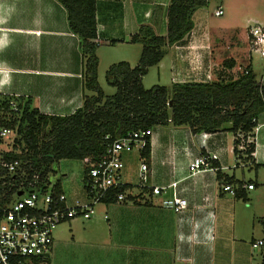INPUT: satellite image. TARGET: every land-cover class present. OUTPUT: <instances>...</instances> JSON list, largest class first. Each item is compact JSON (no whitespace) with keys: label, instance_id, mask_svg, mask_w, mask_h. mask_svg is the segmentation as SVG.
<instances>
[{"label":"crops","instance_id":"crops-1","mask_svg":"<svg viewBox=\"0 0 264 264\" xmlns=\"http://www.w3.org/2000/svg\"><path fill=\"white\" fill-rule=\"evenodd\" d=\"M169 2L96 0L94 42L98 69L102 64L108 68L117 58L134 67L142 48L131 42V37L143 24L149 25L155 35L164 36ZM208 2L193 13L191 31L181 42L170 46L156 65L159 80L166 68L170 71L169 84L203 82L206 73L214 79L215 73L207 72L211 71L209 55L216 52L214 34L222 35L219 30L212 32L208 28L204 9ZM238 10L246 23L244 34L232 33L228 39L247 42L248 20L264 24V2L239 0ZM0 28L3 97L31 99L32 106L45 115H70L81 107L86 92L80 40L69 29L66 10L58 0H0ZM228 57L236 66L234 53ZM255 124L250 136L254 144L250 160L233 153L235 135L227 130L207 132L205 138L207 149L218 154L222 174L241 184H254L251 190L242 189L246 195L255 190V183L243 174L238 177L234 169H253L257 173V168L264 166V111ZM151 130L149 163L136 154L140 160L138 174L142 163L147 167L146 183L129 191L136 198L98 203L101 210L89 220H72L69 246L53 247L42 264H259L256 258L261 256L251 253L250 242L264 238V230L263 236L254 237L256 230L252 226V237L244 235L245 229L239 226L235 215V208L242 203L222 192L216 170L189 172L190 160L203 150L201 133L171 123ZM133 153L122 155L126 168L121 171L123 183L132 182L127 164ZM78 176L82 179L83 175ZM173 181L177 182L178 194L187 200V208L179 214L170 207L171 188L165 193H152V187ZM60 189L69 202L79 198L78 191L63 186ZM80 192L83 194V182Z\"/></svg>","mask_w":264,"mask_h":264},{"label":"trees","instance_id":"trees-1","mask_svg":"<svg viewBox=\"0 0 264 264\" xmlns=\"http://www.w3.org/2000/svg\"><path fill=\"white\" fill-rule=\"evenodd\" d=\"M58 1L66 10L69 29L80 40L86 93L81 107L65 116L42 114L28 98L4 96L3 103L9 112L7 125L16 133L15 143L20 148V153L12 154L14 157L29 160L47 174L53 172L52 166L59 160L88 159L94 162L105 156L108 142L133 131L171 123L176 127L188 126L193 133L227 130L235 135L233 153L244 160L252 158L254 144L245 140L251 135L257 116L264 111V82H258L250 63L236 77L222 76L209 82L155 84L150 88H145L142 83L148 69L156 66L170 46L181 42L191 31L193 13L208 0H170L164 36L155 35L149 25H141L130 39L141 45L138 63L130 67L126 61H119L105 72L107 84L115 88L110 96L103 92L97 81L96 0ZM224 64L232 69L235 61L230 59ZM9 100L15 102L17 110L7 108ZM238 133L243 134V150L237 148L241 143L236 137ZM139 157L149 163V138ZM211 165L216 167L220 184L237 186L235 197L244 196L241 182L222 174L217 161H212ZM132 187L122 184L110 191L103 202H117L119 193L124 194V200L136 198L129 193ZM47 259L37 258L34 264H42Z\"/></svg>","mask_w":264,"mask_h":264},{"label":"built area","instance_id":"built-area-1","mask_svg":"<svg viewBox=\"0 0 264 264\" xmlns=\"http://www.w3.org/2000/svg\"><path fill=\"white\" fill-rule=\"evenodd\" d=\"M213 13L221 16L223 8L218 6ZM252 54H258L264 59V24L255 19H249L247 25V55L250 60ZM3 71L0 65V74ZM211 80V74L206 73L203 82ZM258 82H264V69ZM2 95L0 92V264H34L37 258L49 257L53 231L60 223L90 219L95 213L96 205L103 202L110 191L124 184L121 180L124 167L122 155L133 151L139 153L146 139L152 135V130L133 131L108 142L105 156L97 161L81 160L84 164V197L69 202L60 186L59 189L57 187L59 181H51V172L44 174L41 168L34 166L29 160L12 155L20 153V148L15 143L16 133L7 125L9 112L6 111ZM7 105L10 110H17L13 100H9ZM200 133L203 150L190 160L188 168L191 174L206 168L216 170L211 162L219 159L216 152L205 146L208 133ZM250 136L246 137L247 143L253 142ZM236 137L241 141L237 148L243 150V134L238 133ZM138 177L140 184L144 185L147 181V167L144 163ZM220 187L222 192L235 196L237 186L221 183ZM167 188H171V209L178 214L183 212L187 208V200L178 194L176 181L162 187L154 186L152 193H165ZM241 188L251 190L254 184H241ZM124 197V194L119 193L116 201L122 202ZM250 248L261 256L264 264V238L253 240Z\"/></svg>","mask_w":264,"mask_h":264},{"label":"rangeland","instance_id":"rangeland-1","mask_svg":"<svg viewBox=\"0 0 264 264\" xmlns=\"http://www.w3.org/2000/svg\"><path fill=\"white\" fill-rule=\"evenodd\" d=\"M208 5L204 8L207 9V25L208 28L214 32L218 31L222 36H217L216 34H212L213 40H216V52L214 54L209 55V59L212 60L211 62V72L215 73L214 79L218 77H236L238 74H240L245 66L250 63L252 71L254 75L256 76V79L258 80L261 75L263 74L264 69V59L261 58L258 54H252V59L250 61L248 55H247V42L244 40L241 41V39L234 38L233 41L229 40L228 38L232 36V33H235L236 35L241 36L244 34V27L246 26V23L243 18V13H239L238 6H239V0H208ZM248 1V0H247ZM250 2H264V0H249ZM221 5L223 8V14L221 16H215L213 11L217 6ZM214 46V45H213ZM211 48V47H210ZM212 52V50H211ZM107 53V52H106ZM234 55L237 57V63L236 66L233 69H229L224 64V61L230 60L228 57L229 55ZM140 56V55H139ZM112 58V57H111ZM112 59H116V57H113ZM117 60H113L114 63L119 62ZM232 59V58H231ZM137 63L138 61L135 60ZM133 62V63H136ZM205 62H208V59H205ZM136 63V64H137ZM189 71L191 69L189 66L187 67ZM107 66H104V64L99 66L98 69V84L102 88L105 94L111 95L115 92V88L107 84L105 79V72L107 70ZM158 70L157 67L152 66L148 69V72L144 77L142 78V83L145 88H150L151 86L157 84V85H168L170 83L169 80V74L170 72L168 68L165 70H162L161 72V78L159 80L158 78ZM133 157L132 160L127 164V168L130 172V178L129 181H132L129 183L131 186L136 188L137 186H141L140 179L138 177V167L140 164V160L137 157L136 151H133ZM233 168V166H232ZM53 172H51V181H59V184L62 188L66 187V189L71 191H75V193L78 191L79 195L78 197L80 199H83V194L80 192L81 189V183L82 179L78 174L81 176L83 175L84 170V164L79 159H62L53 164L52 166ZM126 170V168H123ZM122 169V170H123ZM236 170V175L238 177H241L243 174L247 179H251L255 183V190L247 192V195L244 193L243 197H235L236 200H239L240 203L235 208V215L237 217V222L239 226H243L245 229L244 235L252 237V234L250 233V230L252 226L255 227V233L254 237L263 236V230H264V166H259L257 168V173L253 169H248L242 171L240 168L234 169ZM69 187V188H68ZM132 187V188H133ZM228 194V193H227ZM229 195V194H228ZM231 196V195H229ZM244 205H248L245 207ZM102 205L97 204L95 207V213L98 212V210H101ZM94 213V214H95ZM89 220V219H88ZM70 221H66L63 223H60L53 231V247L56 246H62L68 247L69 243L68 240L71 238V232L69 230V223ZM79 221V220H78ZM87 221V220H85ZM81 222V221H79ZM83 222V221H82ZM82 230V229H80ZM83 232V231H82ZM249 238V239H250ZM68 243V244H66ZM251 244V242H250ZM251 252V250H250ZM251 253L257 254L256 256H259L256 251H252ZM257 262L260 264L262 262V259L257 257Z\"/></svg>","mask_w":264,"mask_h":264}]
</instances>
